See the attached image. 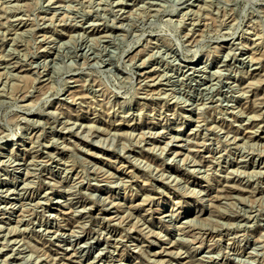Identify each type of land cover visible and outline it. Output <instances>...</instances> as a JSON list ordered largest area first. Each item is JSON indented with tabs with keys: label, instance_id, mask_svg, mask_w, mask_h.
Listing matches in <instances>:
<instances>
[{
	"label": "rangeland",
	"instance_id": "1",
	"mask_svg": "<svg viewBox=\"0 0 264 264\" xmlns=\"http://www.w3.org/2000/svg\"><path fill=\"white\" fill-rule=\"evenodd\" d=\"M0 264H264V0H0Z\"/></svg>",
	"mask_w": 264,
	"mask_h": 264
}]
</instances>
